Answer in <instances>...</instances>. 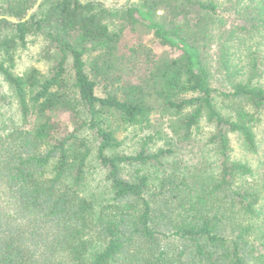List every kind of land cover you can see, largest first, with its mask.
<instances>
[{"label":"trees","instance_id":"1","mask_svg":"<svg viewBox=\"0 0 264 264\" xmlns=\"http://www.w3.org/2000/svg\"><path fill=\"white\" fill-rule=\"evenodd\" d=\"M224 1L227 21L215 0H178V17L192 13L193 20L170 32L154 20L159 0L123 10L95 0H52L27 22L28 1L3 0L0 16L21 22L0 20V31L12 33L0 40V75L23 125L0 136V264H264V177L255 180L253 169L231 156L232 134L246 151L258 148L261 57L249 52L240 67L229 56L232 46L264 38V0ZM119 16L128 26L147 25L182 54L158 66L150 84L109 81L102 97L97 77L102 65H114L121 39L107 21ZM219 25L226 39L214 72L200 43L209 44ZM46 29L60 52L52 73L15 74L18 45ZM91 54L94 77L85 59ZM152 87L178 116L181 139L200 134L203 123L214 126L216 169L155 182L145 170L165 167L173 151L150 152L149 137L133 155L118 152L119 126L150 123ZM88 132L97 148L83 136ZM94 156L105 172L101 193L88 190ZM133 168L139 169L130 174Z\"/></svg>","mask_w":264,"mask_h":264},{"label":"rangeland","instance_id":"2","mask_svg":"<svg viewBox=\"0 0 264 264\" xmlns=\"http://www.w3.org/2000/svg\"><path fill=\"white\" fill-rule=\"evenodd\" d=\"M28 1L32 6L27 12L28 15L34 16L41 11L47 12L48 3L52 0H24ZM40 1V5L38 6ZM113 5V8L123 10L130 6H137L140 0H104ZM219 4L218 14L225 21L229 18L227 6L221 5L224 0H215ZM3 0H0V9L2 8ZM105 8L112 9L105 5ZM1 14V12H0ZM154 15V20L164 25L167 31H178L180 24L190 25L193 20L192 13H188V17L183 15L178 17V0H159V9ZM4 16V15H2ZM1 17V16H0ZM9 17V16H7ZM25 17V18H26ZM30 17V19H31ZM14 18V17H9ZM24 18V19H25ZM19 20V18H14ZM22 19V20H24ZM29 19V20H30ZM27 20V21H29ZM45 20L44 14L38 17L39 22ZM26 21V22H27ZM233 21V19H232ZM224 28H229V24ZM46 22V21H45ZM12 23V22H11ZM107 23L112 27V33L121 32V39L119 42V51L116 54L114 65L109 68L106 65L101 66V77H97L100 81L98 87V95L104 97L106 95V85L109 81H117L116 85H127L129 83L136 85L150 84L153 80L151 74L156 71L158 66L165 62H170L179 58L182 54L178 46H171L165 44L162 40L155 36V33L149 29L147 25L138 24L135 26L126 25L122 17L110 18ZM46 28H49L46 25ZM221 26L212 27V40L209 44L201 45L205 49V57L208 65L212 67L214 72H219V49L221 44L226 39L221 33ZM9 30L0 31V40L6 35H11ZM223 38V40H221ZM249 52H257L260 55L261 67L260 78L258 82L264 86V38L259 37L254 41L248 42L244 46H232L229 56L234 65L244 67L247 65V54ZM1 58V54H0ZM60 59V52L56 46L49 39L47 29L44 31H31L27 37L26 47L18 45L15 51V61L13 72L15 74H24L30 69L37 68L42 74L49 75L52 73L55 65ZM87 70L94 77L92 63L95 60V55H87ZM69 62V61H68ZM106 75H105V74ZM104 75V76H103ZM113 83V82H112ZM147 93L154 96L153 87L146 88ZM149 97V104L153 107V112L150 117V123L143 126L124 127L119 126L117 129V138L122 143V147L118 150L123 154L133 155L140 151L146 139L152 137L149 141L148 149L150 152H157L158 150L173 151L167 156L165 160V167L150 168L145 170L151 179L158 182L161 176L168 175H186L196 176L202 172L208 173L217 168V156L214 152V145L209 142L210 136L214 132V126L203 123L201 133L194 135L191 140L185 141L182 138V131L179 130L178 116L166 108L162 101L157 100L155 96ZM64 119V117H63ZM22 121L20 118V111L17 100L10 89L9 85L4 81L0 75V136L4 135L7 130L12 127H21ZM255 132L258 138V148L255 153L246 151L241 140L237 135H231V156L234 160L248 164L254 171V179L262 180L264 177V111L258 115V122L255 126ZM90 144L97 148L96 138L91 133L83 135ZM96 149H94V152ZM139 168L130 169L128 172L133 174ZM144 173V172H143ZM105 181V172L99 167L95 158L92 159L89 175V189L90 191L101 193L107 187ZM264 211V201L261 205ZM263 219V218H261ZM261 226V224H259ZM251 264H262L254 260Z\"/></svg>","mask_w":264,"mask_h":264},{"label":"water","instance_id":"3","mask_svg":"<svg viewBox=\"0 0 264 264\" xmlns=\"http://www.w3.org/2000/svg\"><path fill=\"white\" fill-rule=\"evenodd\" d=\"M95 1H97V2H101V3L105 4V5H107L108 7L113 8V5H112L111 3H109V2H107V1H104V0H95ZM39 5H40V1H39L38 6H39ZM30 17H31V15H28L24 20H22V22H26L27 20L30 19ZM3 19H6V20H8V21H10V22H12V23H14V24H19V23L21 22V21H19V20H16V19H14V18H9V17H7V16H1V17H0V20H3Z\"/></svg>","mask_w":264,"mask_h":264}]
</instances>
